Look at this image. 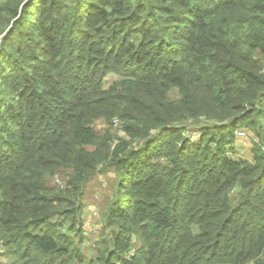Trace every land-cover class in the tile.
<instances>
[{"label": "trees", "instance_id": "1", "mask_svg": "<svg viewBox=\"0 0 264 264\" xmlns=\"http://www.w3.org/2000/svg\"><path fill=\"white\" fill-rule=\"evenodd\" d=\"M0 242L10 264H264V0H0Z\"/></svg>", "mask_w": 264, "mask_h": 264}, {"label": "rangeland", "instance_id": "2", "mask_svg": "<svg viewBox=\"0 0 264 264\" xmlns=\"http://www.w3.org/2000/svg\"><path fill=\"white\" fill-rule=\"evenodd\" d=\"M115 76L109 77V82H112ZM102 126V124H99ZM193 129V128H192ZM245 131V136L237 139L235 144L234 158L240 159H252L251 149L253 146V134L249 131ZM112 173H101L93 178L86 186L84 198H83V219H84V229L85 236L89 239L86 242L85 249H89L90 244L100 238L101 233L104 229V213L106 212L107 206L109 204V198L113 196L112 185L114 182ZM56 182H50V185H54ZM58 184V183H57ZM0 242V251H2V246ZM2 262L4 264H10V262L2 257Z\"/></svg>", "mask_w": 264, "mask_h": 264}, {"label": "built area", "instance_id": "3", "mask_svg": "<svg viewBox=\"0 0 264 264\" xmlns=\"http://www.w3.org/2000/svg\"><path fill=\"white\" fill-rule=\"evenodd\" d=\"M245 136V131L243 129H240L238 132H237V137L238 138H242ZM59 182V180H58Z\"/></svg>", "mask_w": 264, "mask_h": 264}]
</instances>
